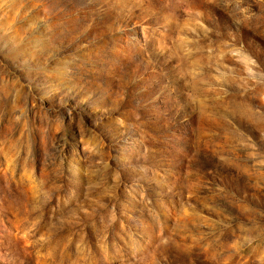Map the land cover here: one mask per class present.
Listing matches in <instances>:
<instances>
[{"label": "rangeland", "instance_id": "374dc122", "mask_svg": "<svg viewBox=\"0 0 264 264\" xmlns=\"http://www.w3.org/2000/svg\"><path fill=\"white\" fill-rule=\"evenodd\" d=\"M0 264H264V0H0Z\"/></svg>", "mask_w": 264, "mask_h": 264}]
</instances>
